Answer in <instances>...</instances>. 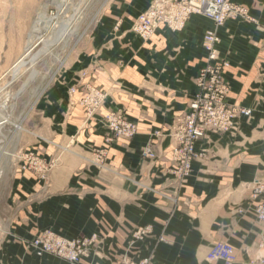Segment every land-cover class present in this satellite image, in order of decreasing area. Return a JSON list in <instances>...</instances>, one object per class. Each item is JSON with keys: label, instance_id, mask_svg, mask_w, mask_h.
<instances>
[{"label": "crops", "instance_id": "1", "mask_svg": "<svg viewBox=\"0 0 264 264\" xmlns=\"http://www.w3.org/2000/svg\"><path fill=\"white\" fill-rule=\"evenodd\" d=\"M150 1L108 0L62 77L35 98L40 135L31 146L47 167L39 181L12 173L0 264H69L27 246L44 229L69 239L96 234L99 241L79 264H223L206 257L218 240L233 245L232 264H264V224L249 190L254 179H264V0H232L247 17L217 28L195 13L182 28L159 26L144 40L132 25ZM214 28L220 56L230 64L223 73L228 102L251 115L198 139L191 171L180 179L171 133L197 91L204 35ZM92 88L104 95L89 115L82 100ZM112 110L136 124L133 137L106 141L102 120ZM148 146L153 156L143 154ZM97 148L106 150L101 164ZM146 225L150 233L133 240L132 230Z\"/></svg>", "mask_w": 264, "mask_h": 264}, {"label": "built area", "instance_id": "2", "mask_svg": "<svg viewBox=\"0 0 264 264\" xmlns=\"http://www.w3.org/2000/svg\"><path fill=\"white\" fill-rule=\"evenodd\" d=\"M195 13L211 19L215 28L224 24L227 19L247 17L246 9L232 0H151L148 7L134 20L132 30L147 40L159 26L164 25L173 30L182 28L188 18ZM215 28L207 30L204 35L203 45L207 56L206 63L195 77L197 91L188 103V110L176 119L171 133L175 141L172 159L176 167L175 173L180 179L187 177L191 171V162L197 156L194 145L198 139L209 130L228 131L240 117L251 115L250 108L231 105L226 101L229 86L222 71L229 63L219 58L216 49L219 37ZM101 96L99 92L93 90L82 100L89 115H92L100 105ZM102 121L108 130L107 142L117 137L131 138L137 132L136 124L128 120L120 110L108 112ZM93 153L95 161L103 163L105 148L94 149ZM143 154L154 155L150 146L144 149ZM28 159L33 164L39 163V175L45 172L47 165L41 158L36 159L30 154ZM249 190L250 198L255 203L256 220L264 224V179H254ZM150 231V225L137 226L132 230L131 237L133 240H142ZM98 241L96 234L69 239L51 229H44L27 241V246L39 257L53 255L69 264H79L80 259L88 255ZM206 257L209 261L232 264L236 254L232 244L218 240L212 243ZM117 264L151 263L149 259L142 261L123 259Z\"/></svg>", "mask_w": 264, "mask_h": 264}, {"label": "rangeland", "instance_id": "3", "mask_svg": "<svg viewBox=\"0 0 264 264\" xmlns=\"http://www.w3.org/2000/svg\"><path fill=\"white\" fill-rule=\"evenodd\" d=\"M107 2L108 0H0V235L5 230L4 222L10 215L12 205V173H30L39 181L40 165L33 164L28 159L30 154L36 159L40 158L38 150L31 146L33 141L39 140L40 135L39 116L33 113L34 100L37 95H43L56 78L62 77L64 67L71 62L76 51L87 43L89 33ZM37 21L42 26L39 35L43 39L33 40L30 33L32 29L40 27ZM58 28L60 31L61 28L64 30L60 42L54 40ZM262 30L264 32V27ZM49 37L52 46L45 52L35 54ZM27 45L30 46V52L17 67L12 68ZM217 45L218 43L216 49L219 58L227 61L220 56ZM33 54L38 56L30 61ZM93 90L104 95L95 88L90 89L86 95H90ZM74 91L75 86L71 85L68 93L72 94ZM226 101L228 102V95ZM209 132L212 131H207L201 138Z\"/></svg>", "mask_w": 264, "mask_h": 264}, {"label": "bare ground", "instance_id": "4", "mask_svg": "<svg viewBox=\"0 0 264 264\" xmlns=\"http://www.w3.org/2000/svg\"><path fill=\"white\" fill-rule=\"evenodd\" d=\"M49 19V18H48ZM48 21V20H47ZM57 22V21H56ZM37 24H38V26H40L39 28H37V29H32V31H31V33H30V38H36V39H38V40H40V39H43V37L41 36V35H39V31H41V29H42V26H41V24H40V21H37ZM54 24V23H53ZM52 24V25H53ZM58 24V23H57ZM49 25V24H48ZM55 25V24H54ZM50 26V25H49ZM48 26V27H49ZM56 26V25H55ZM55 26H54V28H55ZM52 27V26H51ZM58 27V26H57ZM59 30V32H61V33H58L59 35H56L57 37H55L54 38V40L55 41H59L60 39H62V37H63V34H64V30H63V28H61L62 29V31H60V28H58ZM57 31V32H58ZM54 32H56V31H54ZM59 36V37H58ZM51 38L49 37V38H47V39H45V41H43V43H42V47L37 51V52H35V54H39V53H42V52H45L46 50H48L52 45H51V40H50ZM31 39H29V41H30ZM34 40V39H33ZM50 40V42L48 43V45H47V42ZM53 41V40H52ZM61 41V40H60ZM59 41V42H60ZM25 48H26V46H25ZM30 52V46L29 45H27V49L25 50V52L22 54V56L20 57V59L18 60V61H16L13 65H12V68H15V67H17L18 66V64L21 62V60L28 54ZM35 54H33L32 56H31V60L30 61H33L38 55H35ZM1 122V121H0ZM2 123H0V125H1ZM2 127V126H1ZM18 127H20V126H17V128ZM55 159V158H54Z\"/></svg>", "mask_w": 264, "mask_h": 264}]
</instances>
